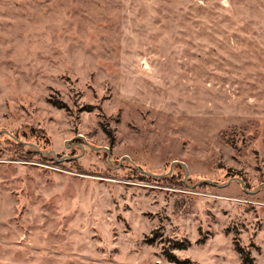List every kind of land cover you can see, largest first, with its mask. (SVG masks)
Listing matches in <instances>:
<instances>
[{"label":"rangeland","instance_id":"obj_1","mask_svg":"<svg viewBox=\"0 0 264 264\" xmlns=\"http://www.w3.org/2000/svg\"><path fill=\"white\" fill-rule=\"evenodd\" d=\"M263 185L264 0H0V264H264Z\"/></svg>","mask_w":264,"mask_h":264},{"label":"trees","instance_id":"obj_2","mask_svg":"<svg viewBox=\"0 0 264 264\" xmlns=\"http://www.w3.org/2000/svg\"><path fill=\"white\" fill-rule=\"evenodd\" d=\"M14 139L19 145L21 144V141L19 139H15V138H12ZM153 242V240H152ZM236 250L238 251V253L240 255H242V258H243V264H252V260L251 257H250V253L246 252L245 249H243L240 244L236 241ZM178 249H186L185 246L183 245H178ZM166 257L167 259L171 262V263H175V264H186L185 261H180L175 255H173L172 253H169L167 252L166 253Z\"/></svg>","mask_w":264,"mask_h":264},{"label":"water","instance_id":"obj_3","mask_svg":"<svg viewBox=\"0 0 264 264\" xmlns=\"http://www.w3.org/2000/svg\"><path fill=\"white\" fill-rule=\"evenodd\" d=\"M7 135H9V136H12L11 134H9L8 132H5ZM13 137V136H12ZM30 146H33V147H35V145H33V144H29ZM81 147L83 148V146L81 145ZM92 149H94V150H104V151H108V149L107 148H92ZM47 154H52V155H54V157H55V159L57 160L58 158L56 157V153L53 151V152H51V153H47ZM65 158L66 157H64L63 159H62V161H64L65 160ZM58 161V160H57ZM109 162H110V160H108ZM175 164H178V162H174L173 163V165H172V169H173V167H174V165ZM185 167V169H186V177H187V175H188V170H187V168H186V166H184ZM137 169L141 172V173H143V174H145V175H147V176H149V177H154L155 175H153L152 173H148V172H146V171H144V170H142V169H140L139 167H137ZM171 169V170H172ZM231 181H236V182H239L240 184H242V185H244L245 186V182H244V180H242V179H239V178H232V180ZM264 186V185H263Z\"/></svg>","mask_w":264,"mask_h":264}]
</instances>
